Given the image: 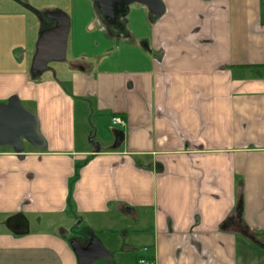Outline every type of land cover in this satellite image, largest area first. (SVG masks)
<instances>
[{"label": "crops", "instance_id": "1", "mask_svg": "<svg viewBox=\"0 0 264 264\" xmlns=\"http://www.w3.org/2000/svg\"><path fill=\"white\" fill-rule=\"evenodd\" d=\"M161 3L113 24L94 0H0V103L46 144L0 147V264H79L102 227L134 230L142 252L111 243L132 264H264V0ZM63 17L71 60L34 75Z\"/></svg>", "mask_w": 264, "mask_h": 264}, {"label": "water", "instance_id": "2", "mask_svg": "<svg viewBox=\"0 0 264 264\" xmlns=\"http://www.w3.org/2000/svg\"><path fill=\"white\" fill-rule=\"evenodd\" d=\"M94 3L99 14L113 24H116L117 15L124 7L131 4L145 6L153 18L159 17L163 11L161 0H94ZM67 33L68 21L63 17L57 21L55 27L39 35L31 63V72L34 75L45 71L48 63L65 59ZM23 143L39 151L46 148L36 116L25 110L18 99L11 98L7 103H0V147H9L15 154L21 155L24 151ZM74 251L79 264H92L98 259L112 264L108 252L95 238L85 249L76 247Z\"/></svg>", "mask_w": 264, "mask_h": 264}, {"label": "rangeland", "instance_id": "3", "mask_svg": "<svg viewBox=\"0 0 264 264\" xmlns=\"http://www.w3.org/2000/svg\"><path fill=\"white\" fill-rule=\"evenodd\" d=\"M70 39V36H69ZM71 60L70 54L68 53V55L65 57V60L60 61V62H50L47 64V69L45 71H43L42 73H46L47 71H49L50 73L52 72V74L54 75V72H57V68L60 69V67L62 66H66L68 64V62ZM58 69V70H59ZM112 123V122H111ZM79 221V220H78ZM127 222H130L129 220H124ZM77 223V221H76ZM76 223H71L69 226V230L67 231L69 232V236H71V232L74 235H77L78 238H81V240L85 239V233L87 232V226L89 225L86 222H82L80 225H78L77 227L75 226ZM123 227H116L115 229H108L107 227H102V229L99 228H92L91 231L94 232V235L96 236V238L103 244V246L105 245L107 248V250H109V253L111 254V262H113V264H122V261L124 259V264H132L133 261H131V253L128 252V254L126 253H122L120 250H118L117 248H114L113 246H111V243H113L114 241L116 242H123L124 239H122V234L125 230H128V228L124 227L125 229L122 231ZM48 230H54L53 228H48ZM129 231V236L127 239V243L131 244L135 250H138L136 252V254L141 251L142 252V248L140 247V241L136 240L135 241V232L133 229L128 230ZM85 234V235H84ZM90 240V239H89ZM147 258V257H146ZM150 259V258H149ZM151 260V259H150ZM152 261V260H151ZM94 264H108L106 261L104 260H97L96 262H94ZM134 264H137L136 259H134Z\"/></svg>", "mask_w": 264, "mask_h": 264}, {"label": "built area", "instance_id": "4", "mask_svg": "<svg viewBox=\"0 0 264 264\" xmlns=\"http://www.w3.org/2000/svg\"><path fill=\"white\" fill-rule=\"evenodd\" d=\"M111 122L113 125H123V121L119 117H112ZM137 264H155L149 258L142 257L137 260Z\"/></svg>", "mask_w": 264, "mask_h": 264}, {"label": "flooded vegetation", "instance_id": "5", "mask_svg": "<svg viewBox=\"0 0 264 264\" xmlns=\"http://www.w3.org/2000/svg\"><path fill=\"white\" fill-rule=\"evenodd\" d=\"M109 23H113V22H109Z\"/></svg>", "mask_w": 264, "mask_h": 264}]
</instances>
